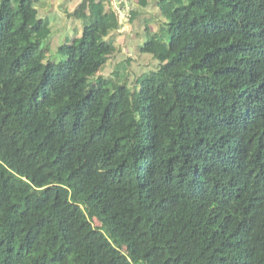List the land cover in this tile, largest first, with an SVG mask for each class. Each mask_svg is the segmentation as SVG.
I'll use <instances>...</instances> for the list:
<instances>
[{
    "label": "trees",
    "instance_id": "16d2710c",
    "mask_svg": "<svg viewBox=\"0 0 264 264\" xmlns=\"http://www.w3.org/2000/svg\"><path fill=\"white\" fill-rule=\"evenodd\" d=\"M127 22L0 0V264H264V0Z\"/></svg>",
    "mask_w": 264,
    "mask_h": 264
},
{
    "label": "rangeland",
    "instance_id": "374dc122",
    "mask_svg": "<svg viewBox=\"0 0 264 264\" xmlns=\"http://www.w3.org/2000/svg\"><path fill=\"white\" fill-rule=\"evenodd\" d=\"M61 1H58L54 4V6L51 8V13L55 15L56 19L60 20L63 25V11H62V7L60 6ZM131 2V3H130ZM134 4H136V0H111V5L114 9L121 10V12L124 14L125 11H122L123 9H126L127 6L131 8L134 7ZM76 15L78 17L76 23L79 25L80 24V19L84 14H83V7L80 6L79 10L76 11ZM121 21L123 22V25H121L120 27V31L121 32H126V36H128L131 39H137V34L133 31V25L130 24L129 22H126L125 20L127 19V17L125 15H120ZM127 23V24H126ZM123 51L125 53H130L132 48L128 47V46H121ZM94 225H97L98 222L96 220L93 221Z\"/></svg>",
    "mask_w": 264,
    "mask_h": 264
},
{
    "label": "built area",
    "instance_id": "2783aa9c",
    "mask_svg": "<svg viewBox=\"0 0 264 264\" xmlns=\"http://www.w3.org/2000/svg\"><path fill=\"white\" fill-rule=\"evenodd\" d=\"M130 3H131V2H130ZM130 7H131V5H130ZM130 7L127 6L126 9H123V10H122V11H125L124 14L121 12V10H118V11H117V10L115 9V11H116V13H117V15H118V19H119L121 25H123V22L121 21L120 15H125V16L127 17V19H126L125 21L127 22L128 17H129V9H130ZM126 24H127V23H126Z\"/></svg>",
    "mask_w": 264,
    "mask_h": 264
}]
</instances>
